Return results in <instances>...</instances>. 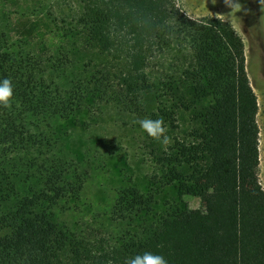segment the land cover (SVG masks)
<instances>
[{
    "label": "trees",
    "instance_id": "obj_1",
    "mask_svg": "<svg viewBox=\"0 0 264 264\" xmlns=\"http://www.w3.org/2000/svg\"><path fill=\"white\" fill-rule=\"evenodd\" d=\"M16 14L43 16L53 38L16 36ZM4 78L13 99L0 106V264H125L144 252L167 264H264L257 99L229 23L192 19L176 0H0ZM109 110L162 119L169 142L138 124L148 186L122 177L88 225L86 188L113 152L95 143L77 154L65 127ZM166 186L199 207L156 209Z\"/></svg>",
    "mask_w": 264,
    "mask_h": 264
},
{
    "label": "rangeland",
    "instance_id": "obj_2",
    "mask_svg": "<svg viewBox=\"0 0 264 264\" xmlns=\"http://www.w3.org/2000/svg\"><path fill=\"white\" fill-rule=\"evenodd\" d=\"M37 1L42 0H16L22 6H32ZM176 5L192 19H222L242 40L247 77L257 99V176L264 190V0H176ZM12 20L16 27L14 34L18 37L47 42L54 36L52 24L41 15L16 14ZM177 119L181 129L187 127V113L179 112ZM66 128L71 132L69 146L77 154L95 143L101 147L99 151L110 149L113 152L104 170L88 184L84 203H79L83 222L95 225L97 215L102 213L101 205L108 189L119 184L122 177L131 178L133 183L145 189L148 186L146 176L152 171V163L141 148V129L132 117L109 110L95 117L87 127L69 123ZM155 201L156 209L164 201L186 204L190 208L199 207L196 198L179 194L175 186L164 187ZM80 217L76 218L82 222Z\"/></svg>",
    "mask_w": 264,
    "mask_h": 264
},
{
    "label": "clouds",
    "instance_id": "obj_3",
    "mask_svg": "<svg viewBox=\"0 0 264 264\" xmlns=\"http://www.w3.org/2000/svg\"><path fill=\"white\" fill-rule=\"evenodd\" d=\"M13 99V86L8 78L0 79V106L8 108ZM140 128L147 134V136L159 140L162 144L167 145L169 137L165 134L166 128L162 119H140L137 121ZM125 264H167L165 258L159 254L151 252H144L136 254L127 259Z\"/></svg>",
    "mask_w": 264,
    "mask_h": 264
}]
</instances>
